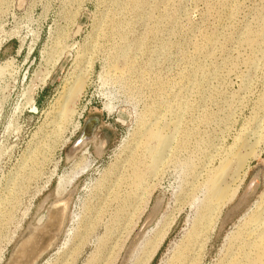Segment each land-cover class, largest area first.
<instances>
[{"label": "rangeland", "instance_id": "rangeland-1", "mask_svg": "<svg viewBox=\"0 0 264 264\" xmlns=\"http://www.w3.org/2000/svg\"><path fill=\"white\" fill-rule=\"evenodd\" d=\"M69 194L36 264H264V0H0V264Z\"/></svg>", "mask_w": 264, "mask_h": 264}, {"label": "bare ground", "instance_id": "bare-ground-1", "mask_svg": "<svg viewBox=\"0 0 264 264\" xmlns=\"http://www.w3.org/2000/svg\"><path fill=\"white\" fill-rule=\"evenodd\" d=\"M76 87H77V89H79V86H76ZM74 89H75V87L73 88L71 86V88H69L67 93L69 94L70 92L73 91V94H74ZM62 109H64V108H62ZM61 113L65 114V110H62ZM77 127H79V126H77ZM163 130H162V132H163ZM162 132L161 131H156L155 133L151 132L152 136L155 138L154 141H156V144L160 150H163L166 147H168L169 142L171 141L170 135H169L170 131H169V134H167L168 132H165V134H164V132L163 133ZM140 139L136 142V146H137L136 149H138V147H143L142 149H144L146 147V153L147 154L145 153V150H144V153H142V154H144L145 156L146 155L150 156V154L152 153V151H151L152 143H150V141H148V142H146V144L144 146H142V144H144V143ZM85 143L86 142H84L83 145L79 149H81V150L85 149L84 148ZM253 149L254 148L252 147L250 149V151H246V152H241L240 150H242V149L237 150L234 154H232L231 156H228L226 158V160L223 162V165L218 169V173L215 175V181H213L212 189H213V197L219 203L224 202V200L227 199L230 194H232V188L230 186H228V188H226L220 184V181H221L220 177L224 174V172L229 167H231V165H234V171H237L238 169H240V167L242 165H244V163L248 160L249 156L255 154ZM160 159H161V157L157 156V153H156V155L153 156V163L144 165L145 170L147 172H149L152 170L151 168L153 166H156V168H157V165H159L158 162H160ZM130 161H131L130 164H131L132 168H135L134 169L135 173L132 176H129V178H131V180H132V183H131L132 186H135L136 183L138 182V180L141 181L142 173L137 171L138 167L136 166V164L138 161L137 160L136 161L130 160ZM232 163H234V164H232ZM133 165H134V167H133ZM148 176H150V175H148ZM69 177H70V179H72L73 175H70ZM70 179H68V180H70ZM59 186H60L61 192L65 191L66 186H64V187L62 185H59ZM257 189H258V185L256 184L254 192ZM233 190H235V189H233ZM58 192H59V190H58ZM70 196H71V194H69L67 196L68 197L67 200L65 199V200H62V202L55 204L56 202H59V200L61 201V199L57 198L58 200L57 201L55 200L52 203L51 210L48 213L46 220L41 224L38 223L36 225L29 226L30 228H29L28 234L21 236V238L17 241L15 248L13 249V251L10 255L9 262H7L6 264H35L37 258L34 259L33 257L34 256L36 257L39 254L41 256L45 251H48L55 244V242H56L55 241V235H53V234L57 232L58 228H59V231L62 230L63 224L65 223L66 216H67V210H68V206H69ZM4 200H7V198H5ZM263 210H264V208H263ZM153 214L154 213L152 212L149 215V217H147V222H149V220L152 219ZM139 233L140 232H138V234ZM42 246H44V248H41ZM41 249H43V250H41ZM40 251L42 252V254Z\"/></svg>", "mask_w": 264, "mask_h": 264}, {"label": "water", "instance_id": "water-1", "mask_svg": "<svg viewBox=\"0 0 264 264\" xmlns=\"http://www.w3.org/2000/svg\"><path fill=\"white\" fill-rule=\"evenodd\" d=\"M99 122H100V119L98 116H90L89 118H87V120L85 121L84 125H83V128L81 130V132L79 133L78 137L73 141V143L71 144L70 148H69V155L72 156L74 155L77 150H79V148L83 145L84 142H89L91 140H93L95 138V132L99 126ZM261 172H262V166H258L256 168V170L253 172L252 176H251V179L249 180L242 196L239 198V200L236 202V204L230 208L227 213H226V216H225V219L228 218L230 216V214L232 212H234L236 209H238L242 204L243 202L250 196L252 195L254 192V189H255V185L257 184L258 185V188L261 184ZM61 199V198H60ZM63 200L65 199V197L62 198ZM58 200V199H57ZM56 200V201H57ZM55 201V200H54ZM62 202V200L59 202H56L55 204H58ZM147 222V218L144 220L142 226L140 227V229L138 230V232L142 231L145 227V224ZM63 228V227H62ZM29 232V230H28ZM27 232V234H28ZM61 230L59 231V228L57 229V232L54 233L53 235H55V241H57V238L60 234ZM17 243V242H16ZM16 245V244H15ZM53 247V246H52ZM51 247V248H52ZM15 248V246H14ZM13 248V249H14ZM41 248H44V246H42ZM50 248V249H51ZM43 250V249H41ZM13 251V250H12ZM41 252V251H40ZM47 251H45L43 254L41 252V256L40 254L37 255L36 257L34 256L33 258L36 259V262L35 264L38 262V260L46 253ZM40 256V257H39ZM9 259L10 257L8 258V260L5 262V264L7 262H9ZM33 259V260H34Z\"/></svg>", "mask_w": 264, "mask_h": 264}, {"label": "flooded vegetation", "instance_id": "flooded-vegetation-1", "mask_svg": "<svg viewBox=\"0 0 264 264\" xmlns=\"http://www.w3.org/2000/svg\"><path fill=\"white\" fill-rule=\"evenodd\" d=\"M96 136V138H97V135H95ZM102 142V143H101ZM106 143H107V140L106 139H101L100 140V142H99V144L96 146V148H97V152H99V151H103L104 149H105V147H106ZM86 147H87V150L89 151V149H90V145L88 144V142L86 143V145H85ZM87 151V152H88Z\"/></svg>", "mask_w": 264, "mask_h": 264}]
</instances>
